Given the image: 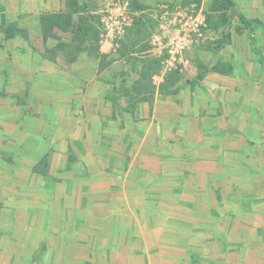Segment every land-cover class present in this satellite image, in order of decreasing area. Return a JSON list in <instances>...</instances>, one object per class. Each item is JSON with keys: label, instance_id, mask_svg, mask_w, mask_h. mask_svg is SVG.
Segmentation results:
<instances>
[{"label": "crops", "instance_id": "0c3cea01", "mask_svg": "<svg viewBox=\"0 0 264 264\" xmlns=\"http://www.w3.org/2000/svg\"><path fill=\"white\" fill-rule=\"evenodd\" d=\"M65 6L0 0V264H264V78L244 87L214 54L129 92L102 48L98 69L33 49Z\"/></svg>", "mask_w": 264, "mask_h": 264}, {"label": "rangeland", "instance_id": "374dc122", "mask_svg": "<svg viewBox=\"0 0 264 264\" xmlns=\"http://www.w3.org/2000/svg\"><path fill=\"white\" fill-rule=\"evenodd\" d=\"M80 1L86 14L90 16L89 23L92 33L89 40L82 41L73 27L63 30L54 28L42 38L39 34L33 35L31 40L33 49L43 58L53 59L59 65L70 69L78 55L86 58L84 59L86 66L95 64L96 67L97 62L93 63V59H90L97 57L98 48H102L100 50L110 54L114 61L123 62L124 74L128 76L126 77L127 84L129 82L126 90L129 92L130 88L134 87L137 73L142 75L140 80L142 86L156 87L158 83L162 84L165 74L169 72L176 71L182 79H185L184 77L195 72V68L197 70L199 63L204 61L212 63L214 54H220V58H226L224 67L228 73L233 70L234 76L239 78L244 87L250 86V77L252 80L260 75L264 78L262 67L257 63L255 54L250 51L244 26L237 17L228 19L227 11L214 9L220 0H127L131 23L125 24L122 32L114 34L112 38L107 37L104 22L109 10L118 9L124 0ZM233 2L250 20H253L254 36L264 50V0H233ZM167 10L169 11L168 18L164 19V12ZM69 13H71L70 10ZM174 15L176 21L181 23L200 16L204 18L206 25L201 31L202 37L196 38L185 54L186 58L191 59L185 65L178 63V60L173 63L167 62L166 52L160 48L158 51L159 46L155 41L161 26L169 25ZM71 18L74 19L72 14ZM226 37L228 41L224 42ZM118 64L113 65V73L111 71L108 74L109 82L107 83L114 86L118 80ZM100 94L101 92L98 96ZM131 97L134 95L131 94ZM147 97L149 95L143 96L144 99Z\"/></svg>", "mask_w": 264, "mask_h": 264}, {"label": "trees", "instance_id": "16d2710c", "mask_svg": "<svg viewBox=\"0 0 264 264\" xmlns=\"http://www.w3.org/2000/svg\"><path fill=\"white\" fill-rule=\"evenodd\" d=\"M65 7L67 11L71 13L67 14H58V15H51V16H44L41 18V33L42 36L48 33L49 31L53 30L54 28H60L63 30L64 28L73 27L75 33L80 36L82 41L87 42L91 35V27L89 23L90 16L86 14V10L84 6H82V2L80 0H65ZM215 10H223L228 12V19L232 17H237L240 23L244 26L247 37L249 39V43L251 45V50L255 52L259 56L258 62L261 66L264 67V56L261 55L260 51L254 48L255 39L253 36V20L246 19L236 8L234 5L233 0H220L219 4L214 7ZM71 14L73 15L74 19L71 18ZM4 38L9 39L12 38L15 33L11 29L4 30ZM16 34H21L20 32H16ZM228 38H225L224 42H227ZM199 76H197L198 78ZM179 75L176 71L166 73L162 84L159 86L161 89L166 87H171L176 81L179 80ZM124 79H123V72L121 71V82L119 85L118 96H120L124 91ZM39 253L33 258L32 263L34 264L35 259L38 257Z\"/></svg>", "mask_w": 264, "mask_h": 264}, {"label": "built area", "instance_id": "2783aa9c", "mask_svg": "<svg viewBox=\"0 0 264 264\" xmlns=\"http://www.w3.org/2000/svg\"><path fill=\"white\" fill-rule=\"evenodd\" d=\"M120 6L121 10L119 8L109 10L106 21L102 20L103 22L105 21L107 37L112 38L114 34L121 33L124 25L131 23V19L129 18V2L124 0ZM168 15L169 11L167 10L164 12L163 18H168ZM173 19L169 25L166 24L168 27H161V34L155 37L158 46L165 50L168 56L166 61L171 63L176 61L184 51L188 50L196 38L202 37L201 31L206 27L204 18L200 16L185 23L176 21L175 15Z\"/></svg>", "mask_w": 264, "mask_h": 264}]
</instances>
